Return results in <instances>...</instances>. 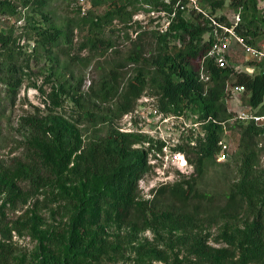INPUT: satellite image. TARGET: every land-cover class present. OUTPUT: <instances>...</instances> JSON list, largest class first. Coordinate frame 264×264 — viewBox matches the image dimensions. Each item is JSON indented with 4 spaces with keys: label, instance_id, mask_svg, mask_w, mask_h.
I'll return each instance as SVG.
<instances>
[{
    "label": "rangeland",
    "instance_id": "obj_1",
    "mask_svg": "<svg viewBox=\"0 0 264 264\" xmlns=\"http://www.w3.org/2000/svg\"><path fill=\"white\" fill-rule=\"evenodd\" d=\"M5 1L14 10L0 14V31L11 40L10 45L20 51L17 64L20 65L21 85L11 92L0 84L1 163L11 169L32 164L36 132L30 120L46 121L51 115H57L67 120L83 141L104 136L107 132L135 137L134 147L145 149L150 166L139 180L137 198L140 201L150 200L161 185L195 177L187 158H193L189 148L203 131L196 116L184 111L179 114L162 111L157 89L149 82L128 110H124L122 101L128 81L141 68L148 77L152 75L154 67L150 63L158 37L168 30L175 19L174 13L145 0H131L128 9H135L131 17H116L99 28H92L90 20L102 16L111 0H47L43 9L34 8L29 0ZM160 1L167 3V0ZM194 1L210 14L207 1ZM181 9L188 18L194 7L186 0ZM240 12L226 0L213 14L224 16L230 23ZM258 13L264 17V0H258ZM49 25L61 27L65 36L57 47L46 50L37 45L34 27ZM255 31L253 44L264 43L261 23L258 22ZM94 35L101 38V43L91 48L88 38ZM132 42H137L146 63L138 65L128 60ZM165 42L172 45L174 37H167ZM224 52L230 61L245 64L239 44L231 41ZM194 64L197 65L198 60ZM249 65L252 66L249 67L251 75L262 69L256 64ZM103 79L110 80L116 88L114 96L108 99L98 95ZM60 83L68 91L61 97V104L55 107L49 96ZM79 86L80 90L73 92L72 89ZM245 100L244 92L227 96L226 104L233 112L232 119L224 124L220 150L206 162L197 184L202 190L219 196L246 175L254 184L250 189L251 204L264 213V132L255 138V145L248 152L238 146L240 128L237 124L242 121L236 115L237 110L248 109ZM261 110L259 107L250 109L256 114ZM176 146L183 147L187 155L185 151H176ZM56 169L54 178L46 185L36 187L28 180L18 181L19 176L15 175L16 181L7 180L8 184L11 181L17 184L15 189H0V241L9 249V264H39L44 254L51 250L47 238L64 236L68 232L72 207L64 194L76 185L73 163ZM223 203L219 200L212 210L217 211ZM206 207L200 206L201 210ZM252 218L251 211L244 208L186 230L156 225L151 219L138 225L111 218L101 228L91 226L96 236L107 240L111 247L96 264H211L190 253L185 242L182 244L178 238L200 235L208 244L224 247L230 235L239 240Z\"/></svg>",
    "mask_w": 264,
    "mask_h": 264
},
{
    "label": "trees",
    "instance_id": "obj_2",
    "mask_svg": "<svg viewBox=\"0 0 264 264\" xmlns=\"http://www.w3.org/2000/svg\"><path fill=\"white\" fill-rule=\"evenodd\" d=\"M47 0H29L36 9L44 8ZM186 0L163 2L160 0H145L148 3L161 5L167 11L174 13L175 19L168 30L158 37L156 52L150 65L154 67L149 77L141 68L127 83L122 101L124 110H128L141 95L147 82L155 86L159 108L165 112L195 115L202 125V135L189 150L193 158L188 157L192 164L195 177L181 180L174 184L159 186L153 197L148 201L138 200L139 180L148 171L147 152L145 149L134 147L136 140L130 134L107 132L83 141L80 134L67 120L51 115L46 121L31 119L36 136L34 161L32 164L11 169L0 161V189L13 190V181L28 180L36 187L46 185L57 173L56 167L73 163L72 174L76 185L67 191L65 198L71 204L67 234L55 238H47L51 250L45 253L39 264H96L110 251V243L96 236L91 226H103L104 222L114 218L125 224H146L152 220L156 225L173 226L186 230L197 228L204 222H213L218 216L230 215L248 208L253 218L242 232L239 240L230 235L226 238V246L216 247L208 244L202 236H182L178 240L185 242L190 253L211 264H250L261 261L264 264V213L251 204L250 189L254 184L243 175L238 183L232 184L228 191L217 196L202 190L197 178L202 176L208 160L220 150L219 141L223 126L232 119L233 112L228 109L226 98L229 95L227 86L243 85L246 95L245 103L251 108L264 105V65L260 72L249 74L245 71H235L231 67H220L207 52L214 42L213 25L208 16L229 25L224 16L213 14L222 7L226 0H205L209 5V13L190 9L189 17L183 15L180 8ZM239 8L240 20L235 27L237 34L253 44L258 22L264 28V17L258 13V0H230ZM131 0H111L102 16L91 19L89 25L99 28L108 21L119 17H131L135 9L130 10ZM175 6V8H173ZM13 6L7 1L0 0V14L13 13ZM37 45L43 49L57 47L60 39L65 36L61 27L49 25L46 28L34 27ZM174 37L175 42L168 45L167 37ZM249 37V38H248ZM66 39V37H64ZM10 39L0 31V84H4L11 92L21 85L19 76L20 65L17 64L19 49L10 45ZM89 45L94 48L101 43L98 35L89 36ZM130 62L143 64L140 47L132 42V48L127 55ZM198 60L195 65L194 61ZM255 64L254 62H249ZM200 67L209 76L208 80L200 78ZM77 93L79 87L72 89ZM103 99L113 97L115 86L103 79L100 87ZM63 83L50 94L53 106L61 104V97L67 92ZM264 114V110L258 112ZM29 121V122H30ZM240 128L238 146L247 152L255 145V138L264 132V120L260 125L253 120L247 123L239 122ZM176 151H185L176 146ZM186 155L187 152L185 151ZM224 203L217 211L213 207L219 200ZM207 209L201 210L200 206ZM204 214V215H202ZM237 238V237H236ZM9 249L0 241V264H9ZM237 258L235 259V257Z\"/></svg>",
    "mask_w": 264,
    "mask_h": 264
},
{
    "label": "built area",
    "instance_id": "obj_3",
    "mask_svg": "<svg viewBox=\"0 0 264 264\" xmlns=\"http://www.w3.org/2000/svg\"><path fill=\"white\" fill-rule=\"evenodd\" d=\"M170 0H167L169 2ZM181 0H177L176 5L180 3ZM190 3L193 4L194 9L197 11H200L204 13V15L207 16V14L198 7L196 4V1L189 0ZM183 8V5L180 7ZM210 19L213 30H212V36L214 38V42L211 45V48L207 52V56L213 57L215 60V63L220 67H231L235 71H245L250 74L251 68L249 62H254L255 64H263L264 65V43L260 45L255 44H249L247 43L242 36L236 33L235 27L238 24L239 21V15H237L234 21L230 22L229 25L225 23L218 22L214 16H208ZM231 41H233L236 44H239L241 47L244 57H245V64H239L236 62H232L229 60V57L225 55L224 48L226 49ZM200 78L203 81L208 80L209 76L203 71V68L200 67ZM227 90L229 93L232 94H241L244 92L245 88L243 85L240 84H233L228 85ZM251 107L248 105L247 110H237L236 117L241 120L243 123H247L250 120H253L256 124H261L264 120V114H256L250 111ZM219 143H221L219 141ZM180 154V152H178ZM222 158L225 157L224 154L221 155Z\"/></svg>",
    "mask_w": 264,
    "mask_h": 264
}]
</instances>
